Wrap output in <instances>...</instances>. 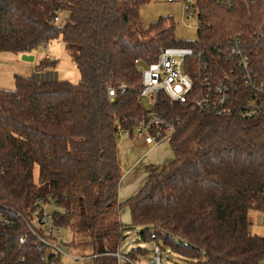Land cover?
Wrapping results in <instances>:
<instances>
[{"label": "trees", "instance_id": "obj_1", "mask_svg": "<svg viewBox=\"0 0 264 264\" xmlns=\"http://www.w3.org/2000/svg\"><path fill=\"white\" fill-rule=\"evenodd\" d=\"M154 1L0 0V54L27 56L59 41L79 73L77 84L54 80L57 63L44 58L31 78L15 77L14 90L0 89V214L12 221L0 226V264L59 262L28 229L45 237L38 201L53 208L52 227L68 231L69 246L89 251L93 264H117L112 254L123 231L134 228H143L144 241L153 235L161 249L197 264L264 259V237L250 235L247 224L248 211L264 214V90L238 86L229 116L200 114L161 96L156 111L175 126L173 159L147 166L140 191L118 203L119 132L132 133L146 114L135 61L148 65L163 49H193L196 92L203 62L214 81L235 74L219 51L239 37L264 87V0H253L251 10L244 0H194L195 42L176 40L172 17L144 27L140 9ZM62 11L68 20L59 27L53 19ZM251 100L260 114L243 118ZM122 208L129 228L119 220ZM146 255L137 249L126 257L138 262Z\"/></svg>", "mask_w": 264, "mask_h": 264}, {"label": "built area", "instance_id": "obj_2", "mask_svg": "<svg viewBox=\"0 0 264 264\" xmlns=\"http://www.w3.org/2000/svg\"><path fill=\"white\" fill-rule=\"evenodd\" d=\"M50 1V0H46ZM170 1V0H169ZM226 5L230 6L227 0H220ZM247 9L256 8L253 0H244ZM186 13L189 17L195 14L194 0H185ZM54 24L59 23L58 16L53 19ZM45 49V45L41 46ZM250 48L248 42L237 37L234 38L230 47L224 51H219L220 58H224L227 62L233 63L235 66L234 75L225 76L223 80L214 81L212 75L207 71V64L203 62L199 68L203 71L199 90L195 92V82L191 77V70L194 65L191 59L195 55L193 49L188 48H166L160 51L157 60L148 65H144L139 61H135L138 74L141 78L140 89L138 93V101H145L149 108L145 116L133 128L132 133L119 132V138L140 137L143 143L148 148H154L164 142H169L171 136L175 132V126L159 115L156 111L157 105L161 96L165 97L170 103L176 105L192 104L200 114L215 115V116H229L232 114L233 98L232 94L238 88L251 89L255 94L264 90V87L258 84L256 74L250 60ZM199 56V55H198ZM32 74L36 71L31 69ZM121 93H124L126 88H120ZM107 95L110 101L115 97V91L107 89ZM142 106V105H141ZM260 107L255 100H251L245 109L242 111V117L251 119L260 114ZM39 205L37 225L42 226L45 230V237L36 235L35 231L28 226L29 231L35 235L39 244L45 246L48 254H63L62 243L59 238L60 232L54 229L51 225V212L48 211L50 207H46L38 201ZM12 221L0 214V226H11ZM24 239V237L22 238ZM155 236H151V240L155 243L153 248V257L148 264H161V247ZM117 264H138L131 262L125 254L120 253L117 249L112 254ZM4 257L0 253V261ZM75 259V258H74ZM264 264V259L260 262Z\"/></svg>", "mask_w": 264, "mask_h": 264}, {"label": "rangeland", "instance_id": "obj_3", "mask_svg": "<svg viewBox=\"0 0 264 264\" xmlns=\"http://www.w3.org/2000/svg\"><path fill=\"white\" fill-rule=\"evenodd\" d=\"M185 0H156L148 5L141 7L140 19L144 27L159 18L172 17L175 25L176 40L195 42L197 40L198 21L196 17H189L185 9ZM59 27H63L68 20V13L65 11L58 13ZM23 55H14L8 53L0 54V89L14 90L15 77H32L31 69L46 56L50 60L56 61V69L52 74L54 80H64L72 84L79 81V73L74 64V56L71 51L61 42H53L46 45L45 49L40 47L32 52L33 62L28 63L22 60ZM142 108H149L145 101L141 102ZM118 160L122 172L128 170L137 161L145 159L148 165H158L169 163L173 159L170 146L167 142L160 144L154 148H148L144 145L143 139L140 137H121L118 139L117 146ZM145 180V179H144ZM144 180H142V185ZM49 212L53 208L48 209ZM119 220L124 228H129L130 213L127 208H122L119 214ZM248 232L250 235L264 237V214L250 210L247 212ZM143 228H134L125 230L122 233L119 251L125 255L132 251L141 249L147 253L146 256L140 257L138 264H148L153 257V241L146 242L142 239L141 233ZM70 234L66 230H62L59 234L61 242L64 243L63 254L56 264H93L89 257L90 252L85 250L73 249L69 246ZM75 258V259H74ZM161 264H197L196 261L184 259L167 249H161Z\"/></svg>", "mask_w": 264, "mask_h": 264}, {"label": "crops", "instance_id": "obj_4", "mask_svg": "<svg viewBox=\"0 0 264 264\" xmlns=\"http://www.w3.org/2000/svg\"><path fill=\"white\" fill-rule=\"evenodd\" d=\"M45 58H47V56ZM165 164H158L156 166H164ZM147 166L150 165H148V163L145 162V159L143 158L140 161H137L128 170H125L123 172L122 178L118 186V198H117L118 203L121 204L125 202L127 199L135 196L140 191V189L143 187L148 177L145 171V168ZM142 180H144L143 185H142Z\"/></svg>", "mask_w": 264, "mask_h": 264}, {"label": "water", "instance_id": "obj_5", "mask_svg": "<svg viewBox=\"0 0 264 264\" xmlns=\"http://www.w3.org/2000/svg\"><path fill=\"white\" fill-rule=\"evenodd\" d=\"M22 60L25 61V62L31 63V62H33V57L32 56L23 55L22 56Z\"/></svg>", "mask_w": 264, "mask_h": 264}]
</instances>
